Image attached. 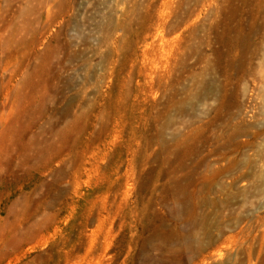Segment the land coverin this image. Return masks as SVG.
Segmentation results:
<instances>
[{
	"label": "rangeland",
	"instance_id": "rangeland-1",
	"mask_svg": "<svg viewBox=\"0 0 264 264\" xmlns=\"http://www.w3.org/2000/svg\"><path fill=\"white\" fill-rule=\"evenodd\" d=\"M0 264H264V0H0Z\"/></svg>",
	"mask_w": 264,
	"mask_h": 264
},
{
	"label": "bare ground",
	"instance_id": "bare-ground-1",
	"mask_svg": "<svg viewBox=\"0 0 264 264\" xmlns=\"http://www.w3.org/2000/svg\"><path fill=\"white\" fill-rule=\"evenodd\" d=\"M222 255V254H221ZM223 257V256H222ZM217 261V260H216Z\"/></svg>",
	"mask_w": 264,
	"mask_h": 264
}]
</instances>
